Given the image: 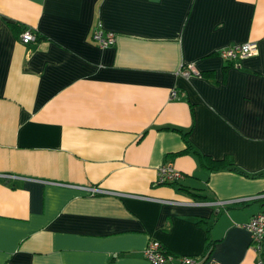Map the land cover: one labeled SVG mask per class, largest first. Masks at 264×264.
<instances>
[{
	"label": "crops",
	"instance_id": "crops-1",
	"mask_svg": "<svg viewBox=\"0 0 264 264\" xmlns=\"http://www.w3.org/2000/svg\"><path fill=\"white\" fill-rule=\"evenodd\" d=\"M26 28L38 38L22 45ZM246 43L255 56L217 55ZM189 65L210 77H181ZM166 160L184 177L155 185ZM261 195L264 0H0V264H150V241L264 264L241 227Z\"/></svg>",
	"mask_w": 264,
	"mask_h": 264
},
{
	"label": "built area",
	"instance_id": "built-area-1",
	"mask_svg": "<svg viewBox=\"0 0 264 264\" xmlns=\"http://www.w3.org/2000/svg\"><path fill=\"white\" fill-rule=\"evenodd\" d=\"M116 34L111 31H105L101 26H97L92 30L91 40L97 47L103 49L111 47L116 42ZM20 43L22 45H28L37 41V37L33 31L26 28L19 37ZM257 54L256 44H239L230 45L217 52V55L224 62H233L240 59H245L248 57H253ZM181 77L189 78L191 76H199V73L194 72L191 65L183 66L178 71ZM176 93H172V97H175ZM184 177L183 173L177 170L170 160H166L157 170V176L155 180V185H175ZM89 195H100L105 194V192L100 191L95 187H90L86 189ZM264 195L256 197V199H263ZM233 201L235 203L241 202ZM250 201V199H247ZM233 202H213L209 203L211 206L217 208L224 207L227 204ZM241 227L250 233L251 248L256 251H260L261 245L264 242V214L259 213L251 217V219L241 225ZM142 255L145 260L150 264H200L197 258L189 257H176L171 254H165L162 246L157 241H150L146 248L143 250Z\"/></svg>",
	"mask_w": 264,
	"mask_h": 264
},
{
	"label": "trees",
	"instance_id": "trees-1",
	"mask_svg": "<svg viewBox=\"0 0 264 264\" xmlns=\"http://www.w3.org/2000/svg\"><path fill=\"white\" fill-rule=\"evenodd\" d=\"M25 30V29H24ZM23 30V31H24ZM38 38V37H37ZM199 76L201 77H210V74L208 73H200ZM188 132L187 133H184L182 134L183 135V139H184V142L187 144L186 142V136H187ZM190 151V147L189 145H187L185 148H183L181 151L179 152H176V153H172L170 154L171 156H182V155H186L188 154ZM199 159H200V162H201V165L206 169L208 170L209 172H220V171H233V172H236L240 175H243L244 173L239 170L234 164L232 161H230L229 159H224V160H220V161H215V160H212L210 157H207V156H201V155H198ZM192 194V193H191ZM194 195V194H192ZM195 196V195H194ZM264 199V198H263ZM212 244L213 242H209L206 244L205 246V249H204V259L208 258L209 255L211 254L212 252ZM263 246H264V242L262 243L261 245V249L263 250ZM163 251L165 254H171L172 253L168 250H166L165 248H163ZM174 256V255H173ZM261 264H263L261 262Z\"/></svg>",
	"mask_w": 264,
	"mask_h": 264
}]
</instances>
